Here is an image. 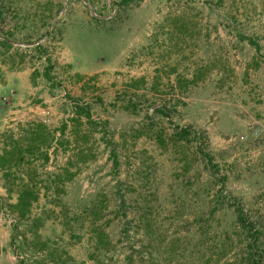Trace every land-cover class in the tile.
<instances>
[{"label":"rangeland","instance_id":"obj_1","mask_svg":"<svg viewBox=\"0 0 264 264\" xmlns=\"http://www.w3.org/2000/svg\"><path fill=\"white\" fill-rule=\"evenodd\" d=\"M13 139L0 264H264V0H0Z\"/></svg>","mask_w":264,"mask_h":264},{"label":"trees","instance_id":"obj_2","mask_svg":"<svg viewBox=\"0 0 264 264\" xmlns=\"http://www.w3.org/2000/svg\"><path fill=\"white\" fill-rule=\"evenodd\" d=\"M248 41L253 44V45H257V43L252 39V38H248ZM81 106H76V109L78 111V113H81L79 112V109H80ZM86 118L88 120H91V115H90V112H86L85 114ZM40 127H43V145L45 144V140L44 139H47V137L49 136L48 135V132L46 131L47 128L46 126L43 124H41ZM181 133H184L186 135H189L191 132L189 130H187L186 128H183L181 130ZM35 135V132L33 133ZM48 140V139H47ZM12 141V144H11V149L8 150L7 148L5 149V153L0 156V165L1 166H4L6 167L8 163H15L16 164H22L24 163L25 159H26V150L24 148V146L22 145V139H13L11 140ZM30 149V148H29ZM27 150V153L28 152H32L33 150ZM7 154H11L10 158L11 160H7L8 158L6 157ZM8 156V155H7ZM208 161H211L210 158H207ZM116 160V163H118V159L115 158ZM12 165V164H11ZM38 198V194L36 192L35 189L29 187L28 185H24L20 190H19V198H18V203L16 204V206L18 208H23V209H29L31 204L33 203V201H35L36 199Z\"/></svg>","mask_w":264,"mask_h":264}]
</instances>
